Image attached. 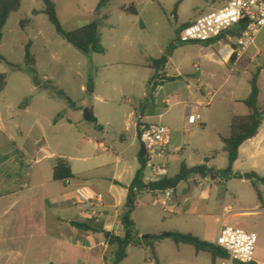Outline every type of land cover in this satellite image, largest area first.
Listing matches in <instances>:
<instances>
[{
    "label": "rangeland",
    "instance_id": "rangeland-1",
    "mask_svg": "<svg viewBox=\"0 0 264 264\" xmlns=\"http://www.w3.org/2000/svg\"><path fill=\"white\" fill-rule=\"evenodd\" d=\"M52 1L66 31L107 16L100 27V44L105 52H81L56 33L41 12L42 0H21L20 8L7 20L0 44V55L6 60L0 62V74L6 75V86L0 91V176L9 173L18 178L15 186L18 187L28 183L26 174L35 167L45 180L52 161L35 162V159L52 153L70 161L76 174L73 182L86 180L91 163L85 157L122 152L130 165L136 164L140 143L133 142V124L138 118L131 113L139 116L141 109L156 116L152 122L161 121L172 129L173 140L184 149L176 158L182 156L181 160L195 166L204 164L210 157L212 168H226L227 157L221 150L218 133L228 134L231 116L246 113V108L234 104L232 99L248 97L249 80L257 71L260 73L259 106L264 105V27L247 52L240 59L232 60L235 54H228L227 58L223 54L227 46L234 45L233 41L214 45L180 42L181 24L196 19V6L202 0H112L100 11L96 10L100 0ZM132 5L136 14L130 11ZM29 42L37 74L25 63V47ZM162 56L168 58L164 74L181 79L165 82L163 89L147 100V82L154 75L149 65ZM58 91L64 92L76 107H70ZM162 96L168 99L167 105L161 103ZM197 100L203 104L210 102L211 106L201 110L205 124L189 125L186 106ZM88 106L95 108L103 130L85 121L82 109ZM41 135L44 142L38 145V155L25 152L30 146L28 142H35ZM88 140H104L110 151L95 148ZM256 141L259 143L252 153L242 151L234 164L235 172L253 171L264 176V119ZM80 147L86 151H79ZM21 150L27 156L25 159ZM113 162V158L108 159L109 166L102 170L112 168ZM176 171L172 163L169 174ZM190 179L189 184L183 183L179 188L180 213L163 210L154 199L138 202L132 214L135 235L127 246V257L120 264H213L208 253L196 252L190 244L177 243L171 238L143 239V236L191 233L216 243L222 226L254 233L257 236L254 260L262 264L264 186H259L263 195L260 202L247 179L226 176L212 179L210 175H192ZM186 185L190 188L184 190ZM57 190L54 188L51 193ZM4 206L8 210L0 221V264L89 263L86 252L80 249L57 254L39 234L42 225L36 224V237L31 239L32 223L20 218L22 206L13 205L6 198L0 201V208ZM67 206V210L47 208L50 229L59 227L60 220L70 218L72 212L81 211L71 197ZM102 222V219L95 220L96 225ZM67 236L73 242L71 245L100 240L103 245L95 254L98 264L112 263L116 246L108 244L104 232L93 234L69 227ZM149 243L153 244L154 251Z\"/></svg>",
    "mask_w": 264,
    "mask_h": 264
},
{
    "label": "crops",
    "instance_id": "crops-1",
    "mask_svg": "<svg viewBox=\"0 0 264 264\" xmlns=\"http://www.w3.org/2000/svg\"><path fill=\"white\" fill-rule=\"evenodd\" d=\"M54 3H55V1H54ZM222 3H223V0H202L200 2V5L196 6L198 9V11H197L198 16H200L204 13H207V12L213 10L214 8L219 7ZM55 6H56V3H55ZM56 8H57V6H56ZM56 11H57V9H56ZM191 21L192 20H187V21L183 22L181 25L184 26ZM162 75L165 77H171V76L165 75L164 72L162 73ZM159 87H161V88H159ZM163 87H164V85L157 86L155 91L153 92L152 96H154L155 94L158 93L157 90H162ZM198 90L204 96L202 87H199ZM246 98H242V99H240V98L235 99L234 98V99H232V102H234V104H240V105H243L245 107V105L242 103V101ZM161 103H164L165 105H167L168 99L165 96H162L161 97ZM187 106H190V108L188 109ZM187 106H186V115L188 113L195 112L197 110L201 113V110H206L207 109L206 107L211 106V105H210V102L203 104L202 101L197 100L194 102V104H189ZM92 109H93L94 116L96 117L97 114H96L95 108L92 107ZM246 113H247V108H246ZM246 113H244V114H246ZM131 116H136L138 118V121H136L133 124V127H134L133 142L135 140H137L139 142V139H138L139 126H141L143 124L154 123L152 121L155 120L156 116L152 115L151 113L146 114L142 109L140 110L139 116H137V113H134V114L131 113ZM161 116H162V114L159 115V117H161ZM232 117H233V115L231 116V118ZM231 118H230V121H231ZM159 122H161V121H159ZM97 123L100 126V128H98V129L103 130L101 125L99 124L98 118H97ZM199 124H205L202 114H201V121ZM189 125H192V124H189ZM193 125H195V124H193ZM229 125H230V123H229ZM171 131H172V129H171ZM228 135H229V130H228V134L225 132L218 133V137L220 140H221V136L226 137ZM258 135H259V132H258L257 136H255L254 138L244 142L241 145V147L239 148L238 159L241 156L242 151L244 153H247V154H249L250 152L251 153L253 152V150L255 149L254 148L255 145H257L259 143V141L258 142L256 141ZM121 137H122V139H125L124 135H121ZM88 141L93 142L95 148H100L103 151H107V152L110 151L109 145H107L104 140H97V141L88 140ZM254 141H255V144L254 145L251 144ZM41 142H44V135L38 136L36 138L35 142H28L30 145V146H28V149H30V150L27 149V150H25V152L26 151H33L34 155H38V152H39L38 145ZM133 142H132V144H133ZM245 145H247V147H245ZM172 148H173L172 153L170 155H168L164 160L167 162L169 172H170V167H171L172 163H175V167H176L177 171L172 175H170L168 173L167 178H171V177H174L175 175H177L179 170H180L182 163L186 164L188 167H193V166H189L185 161L181 160L182 156H181V158L175 157L176 154H178V153L181 154L182 150H184V149L179 144H177L176 141L173 140V135H172ZM222 148H223V143H222L221 150H222ZM21 151L23 152L22 154H23V157L25 159L27 156L25 155L23 150H21ZM79 151L85 152L86 150L83 149V147H80ZM222 152H223V150H222ZM122 154H123L122 152L119 154L114 153V152L112 154L111 153H109V154L108 153H101V154L95 155L92 158H90V157L83 158L85 160H88L91 163V165H90L91 168L87 171L88 174L86 175V178H85L86 180H84L82 182H80L78 180H77V182H73L75 180L73 178V179H71L65 183L53 180L52 168H53L54 160L56 158H59V157L64 158V159H66V158L63 156H58L54 153H52L50 155L45 154L40 159H38V160L35 159V162H39L41 160H51L52 161L51 163H49V166H48L50 168L49 169V175H47V178H45V180L41 176L40 169L38 170L34 167L31 173L29 172L26 174V177L28 178V183L26 182L24 185L21 184V185H18V187H15L16 184L18 183L17 182L18 178L14 177V176H9V173H6L4 175L1 173V176H0V201H2L3 199L6 198L9 201H11V203L13 205L22 206V210H23L22 213L23 214L20 215V218L21 219H29V222L32 223L31 224V230L29 231V234L31 235V239H34L36 237V224L38 226L42 225L41 229H40L41 231H39L40 232L39 234L44 237L46 242L49 241L47 244L49 246H51L57 254L60 253V255H63V254L65 255L69 249L70 250L80 249V250H83L86 252L87 261L89 262L88 264H98V259H97L95 254H97L98 248L101 245H103V242H101L100 240H97V241L90 240L89 243L86 245H82V244L81 245H79V244L71 245V243H73V242H69L68 236H67V230L69 227L76 229L75 227L71 226V224H70L71 221L85 222V221H88L89 219H93V218H91V217H89V215L83 213L82 210L80 211V213L72 212L70 218L60 220L59 227L55 228L53 226V229H50L49 226L47 225V223L49 221V216L47 214V208L50 210H57V209L67 210L68 209L67 201L70 199V197H71V199H73V204L75 205V201H74L75 190L77 188H85V189L92 191V192L102 193L104 196V207L101 210V213H102L101 219L103 221L102 226H103V232L106 234V239L108 238L107 233L122 237L123 233H124V228H123V225L121 224L120 216L124 210V205H125L126 198H127V188L131 184V182L135 176V173L139 169V166H140L139 161H138V153L136 156V164H131V165L128 161H126L122 157ZM110 158L114 159V162L112 164V168H108L106 171H103L102 169H104V167L109 166L108 165V159H110ZM67 161L70 163L69 160H67ZM209 161H210V157H207L205 159V164L208 168H212L209 165ZM19 163L21 164L22 162L19 161ZM70 166H71L73 174L76 176V174L73 171L71 163H70ZM233 167H234V165H233ZM212 169H214V168H212ZM194 176L203 177L201 175H194ZM190 178H191V176L187 180L179 183L178 186L176 187V189L174 190L173 203L174 202H176V203H174L173 208H172L173 213H180V211H181V209L179 208L180 207L179 206V194H178L179 188H180L181 184H183V183L187 182V184H189V181L191 180ZM23 181H25V179H23ZM7 183H8V185H7ZM60 186H62V187H60ZM54 188H58V190H57V192H54V194H53V193H51V191ZM187 188H190V185L184 186V190ZM27 191H28L27 194H23ZM262 197H263V195H262ZM152 199H153V196L151 193L144 192L138 197V202L140 200L142 202L152 201ZM7 210H8V206L7 207L4 206V207L0 208V221L2 220V218H4L6 216ZM64 228H67V229H65V231H64ZM77 230H79V229H77ZM82 232H85V231H82ZM86 233H93V232H86ZM7 246L8 245H4V247H7Z\"/></svg>",
    "mask_w": 264,
    "mask_h": 264
},
{
    "label": "trees",
    "instance_id": "trees-1",
    "mask_svg": "<svg viewBox=\"0 0 264 264\" xmlns=\"http://www.w3.org/2000/svg\"><path fill=\"white\" fill-rule=\"evenodd\" d=\"M111 1L112 0H100L96 7V10L100 11L106 8ZM42 2L44 4V9L41 12L47 16L49 22L54 26L56 33L61 38L84 53H87L89 51L94 53L105 52V49L100 44V27L103 25L107 16L104 15L101 18L96 19L91 23L75 30L66 31L62 27V24L58 18L55 3L52 0H42ZM20 6L21 0H0V44L3 36V29L7 23L9 16L13 12H16L20 8ZM130 11L134 14L137 13L133 5L130 7ZM33 13L37 14L38 11H34ZM242 29L243 26L232 31L231 35L233 37L239 36ZM218 39H220V37L213 40L212 42H216ZM235 58L236 56L234 55L232 57V60H235ZM5 61L6 60L0 55V62ZM167 62V56H162L159 59L153 60L149 65L155 73L147 82V100L153 98L152 94L157 86L163 85L165 82H171L181 79L180 76L165 77L162 75ZM25 63L28 69L33 74H37V70L35 67L36 61L34 56L30 52V42L25 47ZM259 79L260 73L257 71L251 76L249 80L251 91L248 97L242 101V103L247 108V113L233 115L229 125V135L226 137L221 136V141L223 143L222 150L227 157L226 168L215 170L212 168H208L205 163L193 167H188L186 164L182 163L178 174L174 177L165 178L155 183L146 184L143 182L146 163L145 151L140 143V149L138 152V161L140 166L136 171L131 184L127 188V198L124 205V210L120 216V221L124 228V236L120 237L110 234L107 238L108 244L116 246V251L114 253V258L111 264H120L127 257V246L130 244L135 235V224L132 219V214L136 209L138 197L144 192L152 193L155 190L162 191L165 189L175 190L179 183L187 180L192 175H201L203 177L210 175L212 179L226 176L229 179L250 180L256 190L259 201L262 202L263 197L259 186H264V176H259L253 171L249 173H240L233 170V165L239 156V148L244 142L257 136L259 129L262 126V122L264 119V105L263 108H260L259 106ZM5 86L6 75L0 74V91H2ZM58 94L63 96L68 101L70 107H76L73 101L69 97H67L64 92L58 91ZM82 111L85 121L94 124L96 128H100L97 123V118L94 116L92 107H85L82 109ZM58 117H60V114L58 115ZM52 176L54 181H60L64 183L75 178L70 163L66 159L60 157L54 160ZM70 224L76 229L85 232H103L102 225H96L94 219H89L85 222L71 221ZM164 238H171L177 243L190 244L195 248L196 252L208 253L212 259L213 264H217L218 261L226 258V252L222 248L217 246L215 243H209L207 241L201 240L191 233L163 232L159 235L143 236V239L152 240ZM149 245L151 246L152 251H154L153 244L149 243ZM235 264L257 263L253 261L251 263L236 262Z\"/></svg>",
    "mask_w": 264,
    "mask_h": 264
},
{
    "label": "built area",
    "instance_id": "built-area-1",
    "mask_svg": "<svg viewBox=\"0 0 264 264\" xmlns=\"http://www.w3.org/2000/svg\"><path fill=\"white\" fill-rule=\"evenodd\" d=\"M243 26L240 35L233 37L231 32ZM264 27V0H223L213 10L204 13L189 22L179 31L181 43H210L214 45L225 40L233 41L227 46L229 56L235 54L240 59L254 44L256 36ZM218 39L216 42L213 40ZM161 88V87H159ZM189 109L190 106H187ZM201 113L197 110L187 114L189 124L200 123ZM138 139L145 151V169L143 182L155 183L168 177V165L164 160L173 151L172 131L161 123H148L139 126ZM153 199L160 207L173 212V189L155 190ZM75 205L83 213L99 221L104 207V196L85 188L75 190ZM171 206V208H170ZM257 236L240 228L222 226L216 239V245L226 252V258L217 264L251 263L255 256ZM264 264V262L262 263Z\"/></svg>",
    "mask_w": 264,
    "mask_h": 264
},
{
    "label": "bare ground",
    "instance_id": "bare-ground-1",
    "mask_svg": "<svg viewBox=\"0 0 264 264\" xmlns=\"http://www.w3.org/2000/svg\"><path fill=\"white\" fill-rule=\"evenodd\" d=\"M223 56H224L225 58H227V57H228V52H224Z\"/></svg>",
    "mask_w": 264,
    "mask_h": 264
},
{
    "label": "water",
    "instance_id": "water-1",
    "mask_svg": "<svg viewBox=\"0 0 264 264\" xmlns=\"http://www.w3.org/2000/svg\"><path fill=\"white\" fill-rule=\"evenodd\" d=\"M109 235H110V234L108 233L107 236L109 237Z\"/></svg>",
    "mask_w": 264,
    "mask_h": 264
}]
</instances>
